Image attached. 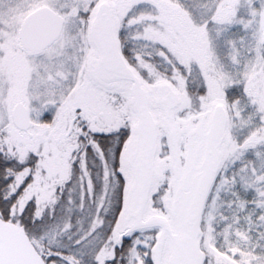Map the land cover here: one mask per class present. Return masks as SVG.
<instances>
[{
	"label": "snow or ice",
	"instance_id": "obj_1",
	"mask_svg": "<svg viewBox=\"0 0 264 264\" xmlns=\"http://www.w3.org/2000/svg\"><path fill=\"white\" fill-rule=\"evenodd\" d=\"M0 264H264V0H0Z\"/></svg>",
	"mask_w": 264,
	"mask_h": 264
}]
</instances>
